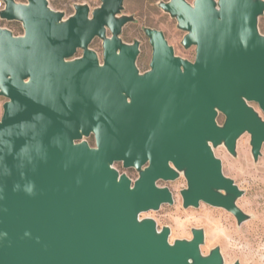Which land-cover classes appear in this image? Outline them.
<instances>
[{
	"label": "water",
	"instance_id": "obj_1",
	"mask_svg": "<svg viewBox=\"0 0 264 264\" xmlns=\"http://www.w3.org/2000/svg\"><path fill=\"white\" fill-rule=\"evenodd\" d=\"M4 1L0 17L24 33L0 27V264H225L220 246L202 252L203 228L171 242L169 226L141 214L173 204L159 181L183 175L185 208L205 202L250 219L215 148L236 156L249 133L254 160L262 155L264 0L160 1L196 55H177L145 26L144 72L140 40L121 36L136 19L125 0L76 3L67 17L50 0Z\"/></svg>",
	"mask_w": 264,
	"mask_h": 264
},
{
	"label": "rangeland",
	"instance_id": "obj_2",
	"mask_svg": "<svg viewBox=\"0 0 264 264\" xmlns=\"http://www.w3.org/2000/svg\"><path fill=\"white\" fill-rule=\"evenodd\" d=\"M27 2V0H16ZM163 0H125L123 13L133 14L136 19L127 23L122 31V38L126 42L139 39L141 51L137 60L140 70L143 72L150 68L152 46L149 37L145 34L144 27L150 26L162 30L168 42L174 47L175 53L184 58L193 60L196 55V47L186 48L182 39L186 32L177 26V20L165 12L158 3ZM193 2V0H188ZM76 3H87L91 9L100 6L101 0H50L53 9L65 12L70 16L75 12ZM5 7V1L0 0V10ZM0 27H7L16 35L24 33L23 25L18 20H7L0 17ZM259 27L264 33V14L260 17ZM110 34V32L108 33ZM91 48L102 57V40L95 38ZM82 52H78V56ZM6 97L0 95V119L3 114V104ZM258 110L259 106L253 103ZM262 116L264 113L260 110ZM222 123L224 116L218 118ZM94 145L93 137L88 138ZM251 136L243 134L237 145V155L231 154L224 145L215 148V154L222 159L224 173L233 178L235 182L245 190L237 203L250 215V219L239 224L236 217L222 207L212 206L201 202L199 207L183 206L181 190L187 186V181L182 175L174 181H159L161 186H169L174 193L175 202L164 204L159 210H150L141 214V217H153L161 228L165 225L171 228L170 241L177 238H192L193 228H203L205 242L202 252L208 254L216 246H220L225 258V264L240 261L241 264H264V145L262 155L255 161L251 152ZM115 167L121 172L127 173L132 179L138 177L134 168H124L121 162Z\"/></svg>",
	"mask_w": 264,
	"mask_h": 264
},
{
	"label": "flooded vegetation",
	"instance_id": "obj_3",
	"mask_svg": "<svg viewBox=\"0 0 264 264\" xmlns=\"http://www.w3.org/2000/svg\"><path fill=\"white\" fill-rule=\"evenodd\" d=\"M194 59H195V58H194ZM194 59H193V60H194ZM189 60H191V59H189ZM193 60H191V61H193ZM146 70H148V69H146ZM146 70H144V71H146ZM144 71H143V72H144Z\"/></svg>",
	"mask_w": 264,
	"mask_h": 264
},
{
	"label": "built area",
	"instance_id": "obj_4",
	"mask_svg": "<svg viewBox=\"0 0 264 264\" xmlns=\"http://www.w3.org/2000/svg\"><path fill=\"white\" fill-rule=\"evenodd\" d=\"M121 172V171H120ZM134 180V179H133Z\"/></svg>",
	"mask_w": 264,
	"mask_h": 264
}]
</instances>
